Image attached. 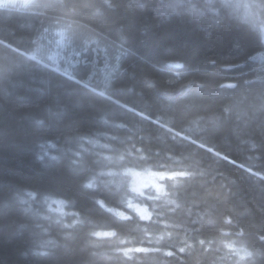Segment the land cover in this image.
<instances>
[{"label": "trees", "instance_id": "trees-1", "mask_svg": "<svg viewBox=\"0 0 264 264\" xmlns=\"http://www.w3.org/2000/svg\"><path fill=\"white\" fill-rule=\"evenodd\" d=\"M263 30L264 0L0 6V264H264Z\"/></svg>", "mask_w": 264, "mask_h": 264}, {"label": "rangeland", "instance_id": "rangeland-1", "mask_svg": "<svg viewBox=\"0 0 264 264\" xmlns=\"http://www.w3.org/2000/svg\"><path fill=\"white\" fill-rule=\"evenodd\" d=\"M33 0H0V6H7V5H13L16 3H20V5L27 6L29 5ZM263 35V42H264V30L262 32ZM52 60L57 62L58 61V55L54 54L52 56ZM165 174L161 173H151V174H143L140 173L136 177V190L139 189V187H144V185H150L155 190H159L160 186L158 181L161 179V177H164Z\"/></svg>", "mask_w": 264, "mask_h": 264}, {"label": "bare ground", "instance_id": "bare-ground-1", "mask_svg": "<svg viewBox=\"0 0 264 264\" xmlns=\"http://www.w3.org/2000/svg\"><path fill=\"white\" fill-rule=\"evenodd\" d=\"M231 85V84H230ZM90 158L93 160V162H94V159H95V156H90ZM99 162L101 163V164H104V165H106L107 167L108 166H110V165H112V163L110 162V161H108V160H103L102 158H99ZM108 168H111V167H108Z\"/></svg>", "mask_w": 264, "mask_h": 264}]
</instances>
